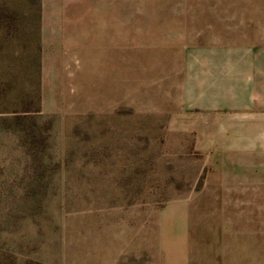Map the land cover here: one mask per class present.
<instances>
[{"label": "rangeland", "instance_id": "rangeland-1", "mask_svg": "<svg viewBox=\"0 0 264 264\" xmlns=\"http://www.w3.org/2000/svg\"><path fill=\"white\" fill-rule=\"evenodd\" d=\"M259 31L264 0H0V264H264V99L220 71Z\"/></svg>", "mask_w": 264, "mask_h": 264}, {"label": "crops", "instance_id": "crops-1", "mask_svg": "<svg viewBox=\"0 0 264 264\" xmlns=\"http://www.w3.org/2000/svg\"><path fill=\"white\" fill-rule=\"evenodd\" d=\"M234 49L247 51L246 56L231 58L230 67L225 63L220 71L225 76H231L232 83L238 84L235 85L236 90L245 92L236 96L264 99V31L242 37L239 46Z\"/></svg>", "mask_w": 264, "mask_h": 264}]
</instances>
